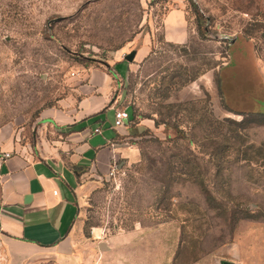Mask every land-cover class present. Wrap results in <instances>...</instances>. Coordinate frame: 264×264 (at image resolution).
Here are the masks:
<instances>
[{
    "label": "rangeland",
    "instance_id": "374dc122",
    "mask_svg": "<svg viewBox=\"0 0 264 264\" xmlns=\"http://www.w3.org/2000/svg\"><path fill=\"white\" fill-rule=\"evenodd\" d=\"M174 7L183 43L165 38ZM107 65L117 106L150 127L130 142L139 160L80 196L76 252L94 264H264V115L237 114L264 113V0H0V133L33 150L40 113L74 73Z\"/></svg>",
    "mask_w": 264,
    "mask_h": 264
},
{
    "label": "crops",
    "instance_id": "0c3cea01",
    "mask_svg": "<svg viewBox=\"0 0 264 264\" xmlns=\"http://www.w3.org/2000/svg\"><path fill=\"white\" fill-rule=\"evenodd\" d=\"M186 11L171 9L164 18L168 41L187 39ZM72 91L45 107L34 131L33 150L0 133V144L14 155L0 163V257L3 264H94L91 252H76L72 230L80 196L112 165L140 155L136 142L144 122L116 127L120 82L112 67L91 66L74 73ZM99 129L100 131H96Z\"/></svg>",
    "mask_w": 264,
    "mask_h": 264
},
{
    "label": "built area",
    "instance_id": "2783aa9c",
    "mask_svg": "<svg viewBox=\"0 0 264 264\" xmlns=\"http://www.w3.org/2000/svg\"><path fill=\"white\" fill-rule=\"evenodd\" d=\"M130 110L128 108H118L115 111V126L121 127L126 125L125 120L130 118ZM96 131H100L99 129H96ZM14 155L13 151L5 150L2 145L0 144V163L6 161L8 158L12 157ZM118 166L116 164L112 165L109 175L114 176L117 173ZM0 264L2 263L1 257H0Z\"/></svg>",
    "mask_w": 264,
    "mask_h": 264
},
{
    "label": "trees",
    "instance_id": "16d2710c",
    "mask_svg": "<svg viewBox=\"0 0 264 264\" xmlns=\"http://www.w3.org/2000/svg\"><path fill=\"white\" fill-rule=\"evenodd\" d=\"M193 6H194L195 9H196V16H197V18H198L199 28H202V26H203V24H204V16L202 15V13H200V12L198 11V6H197V4L193 3ZM218 83H219V89H220V91L222 92V88H221V79L218 81ZM237 114H240V115H245V114H261V115H264L263 112H243V111H237ZM137 122H139V121H138V120L136 121V120L134 119L132 123H137ZM147 134H148V128L145 129V130L142 132V134L138 135V137L142 138L144 135H147ZM136 141H138V140H136ZM190 142L192 143L193 141L190 140ZM189 169H190V171H192V172H190L191 175H193V176H195V177H197V178L200 177V176L202 175L201 172H196V171L198 170V166L193 165L192 168H189ZM182 173H184V172H182ZM188 173H189V171H188ZM202 185H203V184H202ZM263 213H264V212H263ZM245 217H259V215H258V214H253V213H249V214H246Z\"/></svg>",
    "mask_w": 264,
    "mask_h": 264
},
{
    "label": "water",
    "instance_id": "95a60500",
    "mask_svg": "<svg viewBox=\"0 0 264 264\" xmlns=\"http://www.w3.org/2000/svg\"><path fill=\"white\" fill-rule=\"evenodd\" d=\"M135 55H136V51H133V52L127 54L126 59L128 61H132L134 59ZM222 264H234V262L225 260L222 262Z\"/></svg>",
    "mask_w": 264,
    "mask_h": 264
}]
</instances>
